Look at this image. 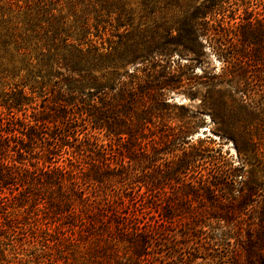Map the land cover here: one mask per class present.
<instances>
[{"label":"trees","instance_id":"1","mask_svg":"<svg viewBox=\"0 0 264 264\" xmlns=\"http://www.w3.org/2000/svg\"><path fill=\"white\" fill-rule=\"evenodd\" d=\"M72 1L76 10L74 21L53 19L45 33L51 46L43 55L44 61L48 65L62 64L67 71L64 84L70 92H77L72 108L62 104L61 109L54 110L55 114L63 113L69 117L65 124L70 125L64 130L58 129L50 148L55 150L71 138L78 140L76 132L79 128L86 130L89 123H93L96 128H106L119 139H126L127 155L122 152L108 155L104 149L101 159L92 163L93 173L81 176L72 169L52 167L51 152L44 160L47 165L38 167L41 157L31 163L36 171L30 174L27 162H24L25 153L34 158L35 144L47 138L45 132L51 120L34 115L33 122H26L14 118L13 114L5 123L0 118V184L9 188L15 198L24 201L18 206L29 202L34 207L58 204L64 207L62 212L73 217L81 207L87 216L78 221V228L85 227L86 218L95 216V223H99L109 242L116 239L126 242L125 247L131 251L134 264H151L155 257L152 252L155 240L173 227L183 225L192 229V220L206 215L210 223L213 219L228 223L235 212L228 207L234 206V193L238 191L233 189L234 175L224 173L217 166L220 157L216 152L224 157L222 148L209 147L207 140H199L196 144L189 138V131L180 126L164 124V129L160 130L161 142L152 138L153 120L160 118L161 124L165 123L163 109L168 102L162 92L171 83L183 81L174 76L170 65H166L171 59L168 62L164 58L172 57L177 51L183 55L193 54L192 60L204 61V45L207 44L222 64L221 71L206 76L203 82L209 88L206 97L213 100L214 91L220 92L213 90L215 86H232L237 79L246 77V69L252 62L264 60V53L257 54L256 47L264 43V21L259 15L252 18L246 14L236 21V16L228 15L232 12L230 0H202L197 5H192V0H187L186 4L184 0H153L155 10L164 4L178 12L170 18L155 20L153 26H135L132 10H127L119 1ZM143 5L152 13V0H144ZM92 18L96 30L103 28L97 36L106 33V25L111 26L107 45L102 43L100 46L92 38L89 25ZM138 62L145 66V71L139 67L130 71L127 67ZM158 66L163 68L161 75ZM96 70L101 74L96 75ZM141 71L146 72L145 75ZM5 72L6 69H2L0 74ZM88 87H93V91L86 90ZM25 100L24 90L15 87L11 94H3L2 103L22 111L26 109ZM76 109L81 111L75 113L80 119L73 114ZM212 109L216 111L217 108L213 105ZM52 120L56 121L54 116ZM72 124L76 127L70 130ZM81 133L84 131L78 134ZM10 140L14 141L13 145ZM40 152L45 153L44 150ZM205 158L216 164L211 176L203 173ZM139 166L146 169L147 174H152L153 170L155 179L134 180L133 177H139L142 172ZM219 184L229 188L222 200ZM44 185L55 187L57 197H47ZM142 186L146 187L144 192ZM169 189L175 191L174 198L170 197ZM238 203V207H247V196L242 193ZM5 206V201L0 200V207ZM144 207H161L159 217L152 219ZM176 207L211 208L199 213L190 210L187 216L176 211ZM218 207L226 209L220 213ZM262 221L261 227L229 250L231 256H214V264H233L234 259L237 264H264V218ZM16 228H12L11 233L18 236L20 232ZM209 239L205 242L206 249L218 251L222 239H214V235ZM197 240H205V237L200 236ZM186 260L182 264H188Z\"/></svg>","mask_w":264,"mask_h":264},{"label":"rangeland","instance_id":"2","mask_svg":"<svg viewBox=\"0 0 264 264\" xmlns=\"http://www.w3.org/2000/svg\"><path fill=\"white\" fill-rule=\"evenodd\" d=\"M80 2V0H76ZM124 3L127 10H132L134 25H150L155 20L170 18L178 10L161 5L155 10L152 0V13H149L143 3L144 0H112ZM192 5H197L202 0H192ZM72 0H0V118L5 123L8 119L18 117L23 121L34 120V115L40 119L51 120L48 122L46 139L38 140L35 144L34 158L27 153L24 162H27L29 173L36 171L31 163L38 161L41 168L45 158L53 152L52 167L60 166L72 169L81 176L91 175L94 161L101 159L103 150L108 155H117L122 152L127 155V140L119 139L107 131L106 128L93 126L89 123L86 130L79 128L76 132L78 140L71 138L55 150L50 148L52 137L61 128H66L69 117L63 113L55 114L54 110L61 109L60 105L66 104L68 109L72 108L77 92H70L64 84L67 74L62 64L44 61L51 42L46 37V28L53 19L65 18L68 23L75 19V11ZM77 3V2H76ZM81 3V2H80ZM187 0H184V4ZM232 12L228 15L239 17L245 14L254 18L259 15L264 21V0H230ZM249 7V8H248ZM248 8V9H247ZM78 9V8H77ZM93 18L90 20L92 38L96 39L98 45L108 44L111 36V26L106 25V33L103 28L98 31L93 26ZM71 42L76 43V40ZM257 47V54L264 53V43ZM205 60H192L193 54L180 52L172 53V57L164 59L170 63L171 72L174 76L182 79L181 83H171L163 92V98L168 105L163 109V125L160 118L152 122V138L161 142V129L164 124L167 127L180 126L189 131V138L196 144L199 140H207L209 147L222 148L223 156L216 154L217 166L224 173L234 175L235 185L234 206L228 207L234 210V216L228 223H219L216 219L206 216H198L192 220V229L183 225L173 227L155 240L154 252L151 264H182L187 259L188 264H214V256H231L229 250L237 245L238 241L245 240L261 227L264 213V60L252 62L247 67L245 78L237 79L232 86H215L214 98L206 97L209 88L203 84L205 77L221 71L222 64L210 51L207 44ZM130 71L140 68L145 71L144 65L140 63L127 66ZM125 71V68H120ZM140 72L142 74L146 72ZM157 71L163 74V68L158 66ZM96 75L101 71L96 70ZM145 75V74H144ZM19 86H16L18 85ZM15 87L24 90L26 97L25 110L10 109L2 103L3 94L12 92ZM17 89V88H16ZM86 90H92L88 87ZM27 103V104H26ZM217 108L216 111L212 109ZM81 113L73 110V114ZM56 121L52 120V117ZM72 118V117H70ZM168 121V122H167ZM74 129L76 125L72 124ZM7 126V125H6ZM7 127H5L6 129ZM166 128V127H165ZM68 129V128H67ZM80 131L84 133L78 134ZM169 131V129H168ZM4 132V130L2 131ZM86 133V134H85ZM6 134V133H3ZM40 135H42L40 133ZM124 137L126 135H123ZM211 140V141H210ZM44 141V142H42ZM210 141V142H209ZM11 145L14 144L10 140ZM207 148V147H205ZM45 153L43 154L42 151ZM208 153V151H206ZM46 154V156H45ZM32 156V157H33ZM37 156V158H36ZM17 158V156H16ZM32 161V162H31ZM215 162L208 158L203 163V173L206 176L213 174L216 167ZM39 172V170H37ZM139 177L134 180H152L156 173H146V169L139 166ZM219 181V179H218ZM221 181V179H220ZM140 185V184H139ZM47 197H57L55 187L44 185ZM219 197L222 200L229 188L219 184ZM146 190L142 186V192ZM170 190V191H169ZM170 197L174 198L175 191L169 189ZM17 193V192H15ZM242 193L247 196L249 202L247 207H238ZM17 196L21 197L20 194ZM0 200L5 201L7 206L0 207V258L2 264H134L131 251L125 246L124 241L108 240L102 234L98 222L94 217L86 218L84 228H78L76 224L86 213L77 208V215L70 216L63 211L58 204L50 207H34L29 202L24 206L22 199L18 200L10 193L9 188L0 184ZM61 208V210L59 209ZM188 216L190 210L196 212L207 211L211 207H176ZM223 213L226 207H218ZM148 216L158 218L161 207H144ZM97 221V220H96ZM191 222V221H190ZM204 224L208 226L204 227ZM20 232L15 236L11 233L12 228ZM222 239V245L218 251L206 249V241L209 236ZM203 236L205 240H197ZM130 254V255H129ZM177 255V258L175 257ZM175 257V258H174ZM232 261V259H231ZM229 264V263H227ZM233 264H237L234 259Z\"/></svg>","mask_w":264,"mask_h":264}]
</instances>
